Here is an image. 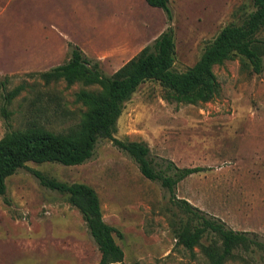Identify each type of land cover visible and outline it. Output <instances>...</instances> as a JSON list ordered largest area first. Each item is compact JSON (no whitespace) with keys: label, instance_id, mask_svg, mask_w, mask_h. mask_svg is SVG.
Masks as SVG:
<instances>
[{"label":"rangeland","instance_id":"1","mask_svg":"<svg viewBox=\"0 0 264 264\" xmlns=\"http://www.w3.org/2000/svg\"><path fill=\"white\" fill-rule=\"evenodd\" d=\"M172 19L145 0H0V107L5 92L21 86L0 114V139L32 120L59 131L84 119L81 89L97 85L45 82L40 72L65 62L78 46L111 74L151 43L169 23L175 39L174 71H185L227 24L242 23L252 0H169ZM257 37L264 39V27ZM264 59V57H263ZM219 83L209 101L177 100L156 80L141 83L123 104L114 136L146 144L162 164L206 169L181 180L175 197L264 241V67L260 73L234 53L212 66ZM6 178L0 196V264H98L100 252L67 194L39 183L31 169L65 183L92 187L103 219L122 233L121 264H212L205 235L187 249L175 232L184 216L170 193L145 178L107 138L79 165L26 163ZM158 168V166H156ZM223 264H264L260 249H238Z\"/></svg>","mask_w":264,"mask_h":264},{"label":"trees","instance_id":"2","mask_svg":"<svg viewBox=\"0 0 264 264\" xmlns=\"http://www.w3.org/2000/svg\"><path fill=\"white\" fill-rule=\"evenodd\" d=\"M152 7L161 8L171 22L172 9L169 0H145ZM255 9L239 24H227L208 41L199 59L185 71H174L175 39L173 28L167 26L151 43L111 74L104 73L96 60L87 57L82 50L69 44V58L52 68L40 72L45 82L64 79L68 84L83 82L97 85L100 90L81 89L77 99L88 107L84 119L63 130L54 131L36 120L28 122L22 131L8 130L0 139V196L6 192V178L26 163L57 162L63 165H79L94 154L99 139L107 138L117 149L125 152L147 179L157 182L170 193L184 215L175 232L178 243L187 249L199 245L207 234L214 238L204 247L212 264H223L236 257V250H249L256 246L264 258V241L257 235L234 230L222 219L210 215L185 199L175 197L176 185L184 178L205 170L203 166L178 167L166 161L164 167L150 154L149 147L137 141H125L114 136L116 122L123 104L137 87L147 80H156L177 100L190 103L209 101L219 92V83L212 66L229 59L234 53L244 57L255 73L264 67V39L256 36L264 27V0H252ZM6 80L0 78V89ZM17 86L3 95L0 114L8 120V105L21 91ZM158 166V168L156 167ZM39 183L49 189L67 194L68 202L80 212L88 231L100 252L98 264H121L123 250L115 241L122 238L116 227L103 219L96 191L85 183H65L31 169Z\"/></svg>","mask_w":264,"mask_h":264}]
</instances>
